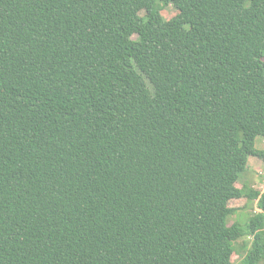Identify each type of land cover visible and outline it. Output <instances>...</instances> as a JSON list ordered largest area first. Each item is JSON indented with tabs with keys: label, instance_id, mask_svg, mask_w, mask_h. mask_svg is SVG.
Segmentation results:
<instances>
[{
	"label": "trees",
	"instance_id": "16d2710c",
	"mask_svg": "<svg viewBox=\"0 0 264 264\" xmlns=\"http://www.w3.org/2000/svg\"><path fill=\"white\" fill-rule=\"evenodd\" d=\"M259 138L264 0H0V264H263Z\"/></svg>",
	"mask_w": 264,
	"mask_h": 264
},
{
	"label": "rangeland",
	"instance_id": "374dc122",
	"mask_svg": "<svg viewBox=\"0 0 264 264\" xmlns=\"http://www.w3.org/2000/svg\"><path fill=\"white\" fill-rule=\"evenodd\" d=\"M177 14L176 9L170 5L164 9L162 15L166 20L173 18ZM259 150L264 151V138H259L256 143ZM248 186L264 192V160L258 157H250L247 171L241 177L238 187L243 188ZM230 206L236 209L235 214L230 218L229 224L233 225L235 222L245 224L256 213L261 210L257 206V202H249L247 199L235 200L230 203ZM254 237H246L239 240L236 244L237 253L233 256L234 264L238 263L249 251L252 246ZM264 264V263H263Z\"/></svg>",
	"mask_w": 264,
	"mask_h": 264
}]
</instances>
